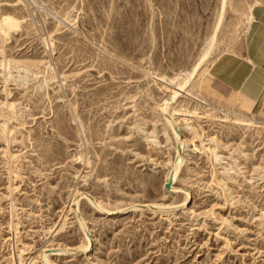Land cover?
<instances>
[{
    "label": "rangeland",
    "instance_id": "obj_1",
    "mask_svg": "<svg viewBox=\"0 0 264 264\" xmlns=\"http://www.w3.org/2000/svg\"><path fill=\"white\" fill-rule=\"evenodd\" d=\"M254 4L0 0V264H264Z\"/></svg>",
    "mask_w": 264,
    "mask_h": 264
},
{
    "label": "crops",
    "instance_id": "obj_2",
    "mask_svg": "<svg viewBox=\"0 0 264 264\" xmlns=\"http://www.w3.org/2000/svg\"><path fill=\"white\" fill-rule=\"evenodd\" d=\"M151 1H161V0H151ZM231 0H228V5L226 13L229 7ZM221 0H220V9H221ZM219 9V12H220ZM250 22L248 25L247 36H246V55L242 58V63L249 67L251 64L257 66V68H248L250 71L245 77L242 83V91L250 96L251 98H259L257 93V84L255 81L260 78L264 79V0H256V4L253 5L252 10L249 14ZM225 64H235L240 63L238 57L230 55L226 57L224 62ZM244 96V95H242ZM244 100L248 103V100L244 96Z\"/></svg>",
    "mask_w": 264,
    "mask_h": 264
},
{
    "label": "bare ground",
    "instance_id": "obj_3",
    "mask_svg": "<svg viewBox=\"0 0 264 264\" xmlns=\"http://www.w3.org/2000/svg\"><path fill=\"white\" fill-rule=\"evenodd\" d=\"M226 7H227V0H222V11H221V17H220V19H219V21L217 22V26H216V30H215V32H214V36H213V38H215L218 34V31L220 30V26H221V24H222V21H223V18H224V14H225V11H226ZM18 26V22L16 21V20H14L13 18H11V17H7L4 21H3V27H5V28H10V29H12V28H14V27H17ZM212 41H213V39H212ZM215 41V40H214ZM216 43V42H215ZM212 44V43H211ZM213 46V45H212ZM211 47V46H210ZM207 54V53H206ZM205 54V55H206ZM209 55V54H208ZM208 55H206L207 57H208ZM205 56V57H206ZM205 57H204V59H205ZM203 61L204 60H202V61H200V63L198 64V66H196V68H194V70H193V72L192 73H190L188 76H187V78L186 79H184L181 83H178L177 84V86L179 87V89L181 90V91H186V95H189L188 93L190 92V90H188V88L190 87V85H191V83H192V81L194 80V79H196V77H197V74L199 73V70H200V67H201V65L203 64ZM164 80V79H163ZM166 82H171V83H173V82H175V80L174 79H167V80H165ZM178 90V89H177ZM180 91V92H181ZM184 92H182V94H183ZM178 94H179V91H173V100L174 99H176L177 97H178ZM172 99V98H171ZM171 101V100H170ZM13 107V106H12ZM160 108H162L163 110H165L166 111V104H164L163 106H161ZM161 109V110H162ZM164 111V112H165ZM235 120H237V121H240V120H238L237 118L235 119ZM177 135V134H176ZM178 137V136H177ZM180 142V145H179V151H178V154H180L181 153V151L183 150V142H181V141H179ZM178 154H177V156H178ZM180 164H182L181 163V159H180V156H178V160H177V164H176V169H178L179 168V166H180ZM173 175V174H172ZM171 178V180L172 179H174V176H171L170 177ZM79 196H82L81 194L79 195ZM79 196H77L76 198H75V200L74 201H78V197ZM91 198V197H90ZM90 200V202H92L98 209H100V210H104L103 208L104 207H102V205L100 204V203H98L96 200H94L93 198H91V199H89ZM75 203V202H74ZM83 223V222H82ZM47 260V259H46Z\"/></svg>",
    "mask_w": 264,
    "mask_h": 264
}]
</instances>
